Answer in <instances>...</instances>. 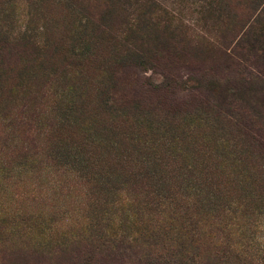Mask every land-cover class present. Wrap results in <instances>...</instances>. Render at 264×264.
I'll list each match as a JSON object with an SVG mask.
<instances>
[{
  "label": "rangeland",
  "instance_id": "rangeland-1",
  "mask_svg": "<svg viewBox=\"0 0 264 264\" xmlns=\"http://www.w3.org/2000/svg\"><path fill=\"white\" fill-rule=\"evenodd\" d=\"M167 78L175 95L151 90ZM121 111L127 131L139 120L155 137L177 134L176 162L210 158L217 176L241 179L245 169L228 167L245 161L228 151L239 146L228 114L264 130V0H0V143L12 137L19 149L26 123L32 134L41 123L40 131L51 125L62 141L77 142L110 115L122 120ZM33 113L49 119L31 122ZM18 149L0 157V264H144L143 254L154 263L160 251L152 246L96 250L80 228L94 221L93 199L102 202L104 190L19 168ZM194 258L227 264L208 247Z\"/></svg>",
  "mask_w": 264,
  "mask_h": 264
},
{
  "label": "trees",
  "instance_id": "trees-1",
  "mask_svg": "<svg viewBox=\"0 0 264 264\" xmlns=\"http://www.w3.org/2000/svg\"><path fill=\"white\" fill-rule=\"evenodd\" d=\"M148 25L152 24L143 27ZM115 37L108 36L107 41L114 42ZM86 48L85 53L93 57V48ZM167 80L151 90L175 95ZM194 91L201 93L199 88ZM185 95L193 97L192 91ZM216 105L219 109L222 104ZM121 113L122 120L119 115H110L104 129L92 131L77 142L62 141L51 125L40 131L41 123L32 134L31 123H26L24 134L17 139L19 149L11 137L0 143V157L5 159L6 154L18 149L19 168L75 175L86 184L93 182L101 187L104 200L93 199L97 203L94 221L80 228L100 252L103 248L118 252L122 245L152 246L160 253L155 254L154 263H150L152 256L143 254L144 264H195L197 250L208 247L227 264H264V243L257 237L263 238V228H258L264 219V176L257 168L264 172V130L235 113L228 114L237 121L232 128L239 143L237 149L235 146L228 151L235 150L245 158L228 165L245 169L246 174L237 179L238 175L217 176L219 165L210 158L176 162L174 157L183 150L177 134L170 137L168 130L155 137L140 127L143 121L139 120L127 131V117ZM29 117L35 123L49 119L38 113ZM218 146L220 151L227 149L223 143ZM200 148L195 150L199 152ZM239 184L244 186V193L229 188Z\"/></svg>",
  "mask_w": 264,
  "mask_h": 264
}]
</instances>
